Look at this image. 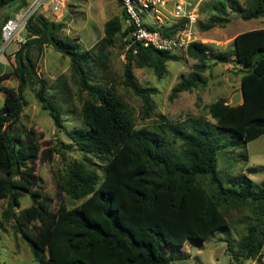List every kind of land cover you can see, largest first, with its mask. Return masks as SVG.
Wrapping results in <instances>:
<instances>
[{
	"label": "trees",
	"instance_id": "trees-1",
	"mask_svg": "<svg viewBox=\"0 0 264 264\" xmlns=\"http://www.w3.org/2000/svg\"><path fill=\"white\" fill-rule=\"evenodd\" d=\"M32 2L0 0V13L5 8L19 12ZM245 4L243 11L236 3L217 0L210 6L213 14L202 30L226 25L230 11L241 13L244 21L264 18V0H245ZM26 29L30 35L26 43L39 37L40 44L31 49L28 60L24 56L19 59L17 53L13 72H0V92L5 96L0 106V201H8V207L0 211V232H6V224L14 220L17 233L39 264H172L189 256L171 253L169 247L202 245L216 232L229 231L223 208L250 204L253 213L246 235L237 246L228 242L230 264L249 259L264 264V187L255 190L254 182L246 177L240 188L224 186L217 167L221 147L214 141L219 138L209 123L165 121L160 132L180 141L179 150L174 149L159 132L137 129L113 89L92 83V51L83 53L77 39L59 37L60 25L35 15ZM131 30L123 29L119 18H112L105 24L101 43L113 45L120 35L127 39L130 47L123 85L143 99L145 115H150L154 107L150 96L156 90L141 87L134 69H152L162 79L167 63L176 62L178 57L135 43L129 35ZM176 30L174 26L164 33L170 35ZM45 46L70 58L79 90L87 95L82 107L84 126L68 134L83 158L67 164L57 181L60 193L82 203L72 209L61 207L57 212L50 210L48 199L38 191L36 162L43 156L49 160L54 154L65 156L68 147L56 143L42 151L33 137L28 136L27 144L22 145L13 136L29 87L35 89L37 101L49 111L56 130L62 127V106L56 97L49 96L50 89L33 58V52ZM186 53L197 62L192 73L173 88L172 99L207 84L203 74L211 66L209 48L196 41ZM231 58L242 74L243 102L233 106L219 99L208 106V112L216 121L214 128L230 135L229 143L239 146L264 136V28L239 34L233 48L217 57ZM14 76L19 81L17 88L3 85ZM201 177H209L215 191L209 193ZM24 196L31 198L33 206L28 212L17 213Z\"/></svg>",
	"mask_w": 264,
	"mask_h": 264
},
{
	"label": "rangeland",
	"instance_id": "rangeland-1",
	"mask_svg": "<svg viewBox=\"0 0 264 264\" xmlns=\"http://www.w3.org/2000/svg\"><path fill=\"white\" fill-rule=\"evenodd\" d=\"M216 1L202 0L200 18L196 25L197 39L209 48L211 55L210 69L203 74L207 79L206 85L192 92L181 93L174 99L171 98L173 88L182 77H188L192 73L193 65L197 62L189 58L186 52L175 54L178 60L167 63V73L162 79H159L152 69H134L136 81L141 87L156 90L150 96L154 105L150 115H145L143 99L123 85L126 52L130 47L126 44L127 39L120 35L113 45L101 43L105 36V24L112 18H119L123 29L128 27V19L124 17V10L119 0H65L59 12L55 13L49 9L51 5H48V10H41L37 15L60 25L59 37L77 39L83 53L92 51V83L97 87L111 88L115 91L137 129L148 128L159 132L174 149L179 150L180 141L162 134L160 125L165 121L184 124H190L191 121L209 123L212 132H215L219 138L218 141H214L221 147L217 157V167L224 186L240 188V183L246 177L254 182L255 190H259L264 187V136L246 145L230 144L232 137L221 134L214 128L216 121L209 114L208 106L219 99H225L233 106L243 102L242 74L236 69L232 58L217 59V57L219 53L233 48L234 39L239 34L264 28V18L244 21L241 13L230 11L229 22L226 25L203 31L202 26L213 14L210 6ZM228 1L236 3L243 11L246 9L245 0ZM16 13L13 8L2 10L0 28ZM20 36L26 41L30 37L27 29ZM24 44L14 41L4 47V42L0 43L1 73H11L15 70L16 55ZM33 58L37 62L39 75L50 89L49 96L56 97L62 106L63 124L60 131H57L49 111L43 109L36 99L35 89L29 87L24 94L26 102L24 112L14 128L13 136L19 139L22 145L27 144L28 136L33 137L41 145L42 151L50 149L56 143L68 147L65 156L54 154L53 159L50 160L47 156L38 159L36 175L39 178L38 191L48 199L51 211L57 212L61 207L72 209L80 205L82 200H72L60 193L57 181L67 164L83 158V153L72 144L68 134L84 126L82 107L87 95L79 90L73 76L70 58L63 56L51 46H45L41 51H34ZM3 85L17 88L19 81L14 76ZM4 98V94L0 92V106ZM99 172L103 175L101 169ZM200 181L209 193L215 191V186L210 185L209 177H201ZM20 201L21 206L16 209L17 213L28 212L33 206L29 196L22 197ZM7 207V200L0 201L1 212ZM223 211L230 222V230L216 232L202 245L188 243L183 249L169 247L171 253H186L190 256L187 259L175 260L172 264H230L228 242L237 246L246 235L248 219L253 211L250 204H241L231 209L224 207ZM35 225L39 226L38 223ZM6 227V232H0V264H39L33 258L29 245L17 233L15 221L7 223ZM262 253L264 257V247ZM241 264H258V262L249 259Z\"/></svg>",
	"mask_w": 264,
	"mask_h": 264
},
{
	"label": "built area",
	"instance_id": "built-area-1",
	"mask_svg": "<svg viewBox=\"0 0 264 264\" xmlns=\"http://www.w3.org/2000/svg\"><path fill=\"white\" fill-rule=\"evenodd\" d=\"M120 3L127 16L128 27L132 28L130 38L135 43L176 54L187 52L189 45L198 41L196 25L202 0H120ZM64 4L65 0H33L28 8L17 12L3 25V46L14 41L24 44L26 40L20 35L29 20L41 10H48V5L57 13ZM174 26H177L175 33H164Z\"/></svg>",
	"mask_w": 264,
	"mask_h": 264
},
{
	"label": "water",
	"instance_id": "water-1",
	"mask_svg": "<svg viewBox=\"0 0 264 264\" xmlns=\"http://www.w3.org/2000/svg\"><path fill=\"white\" fill-rule=\"evenodd\" d=\"M53 28H54V26L52 24L50 31H49V35H51ZM40 42H41V38L35 37V38H32L29 42L25 43L24 46L21 48V50L18 53V58L21 59L22 56H24V58L26 60H28V56H29L31 49L33 47H37L40 44Z\"/></svg>",
	"mask_w": 264,
	"mask_h": 264
},
{
	"label": "crops",
	"instance_id": "crops-1",
	"mask_svg": "<svg viewBox=\"0 0 264 264\" xmlns=\"http://www.w3.org/2000/svg\"><path fill=\"white\" fill-rule=\"evenodd\" d=\"M187 244H188V243H187ZM185 245H186V244H185ZM185 245H184V246H185ZM184 246H183V247H184ZM183 247H181V248L183 249ZM182 249H181V250H182ZM181 254H182V253H181ZM183 255H188V254L184 253ZM188 256H189V255H188ZM189 257H190V256H189ZM176 260H180V259H176ZM173 261H175V260H173Z\"/></svg>",
	"mask_w": 264,
	"mask_h": 264
}]
</instances>
